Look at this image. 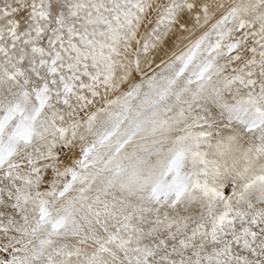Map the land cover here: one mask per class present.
I'll return each instance as SVG.
<instances>
[{
	"label": "snow or ice",
	"instance_id": "snow-or-ice-1",
	"mask_svg": "<svg viewBox=\"0 0 264 264\" xmlns=\"http://www.w3.org/2000/svg\"><path fill=\"white\" fill-rule=\"evenodd\" d=\"M0 264H264V0H0Z\"/></svg>",
	"mask_w": 264,
	"mask_h": 264
}]
</instances>
